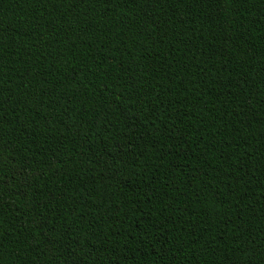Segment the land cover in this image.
<instances>
[{
    "label": "trees",
    "instance_id": "obj_1",
    "mask_svg": "<svg viewBox=\"0 0 264 264\" xmlns=\"http://www.w3.org/2000/svg\"><path fill=\"white\" fill-rule=\"evenodd\" d=\"M0 264H264V0H0Z\"/></svg>",
    "mask_w": 264,
    "mask_h": 264
}]
</instances>
